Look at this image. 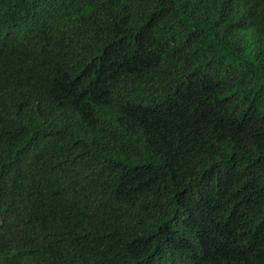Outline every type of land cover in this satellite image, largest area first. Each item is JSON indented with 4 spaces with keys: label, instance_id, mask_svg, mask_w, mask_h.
Segmentation results:
<instances>
[{
    "label": "trees",
    "instance_id": "obj_1",
    "mask_svg": "<svg viewBox=\"0 0 264 264\" xmlns=\"http://www.w3.org/2000/svg\"><path fill=\"white\" fill-rule=\"evenodd\" d=\"M0 264H264V0H0Z\"/></svg>",
    "mask_w": 264,
    "mask_h": 264
}]
</instances>
